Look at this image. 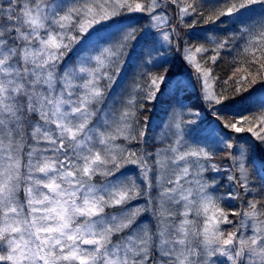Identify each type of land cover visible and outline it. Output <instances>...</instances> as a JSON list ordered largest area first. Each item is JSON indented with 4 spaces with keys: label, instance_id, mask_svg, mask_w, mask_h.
Masks as SVG:
<instances>
[{
    "label": "snow or ice",
    "instance_id": "1",
    "mask_svg": "<svg viewBox=\"0 0 264 264\" xmlns=\"http://www.w3.org/2000/svg\"><path fill=\"white\" fill-rule=\"evenodd\" d=\"M0 264H264V0H0Z\"/></svg>",
    "mask_w": 264,
    "mask_h": 264
}]
</instances>
